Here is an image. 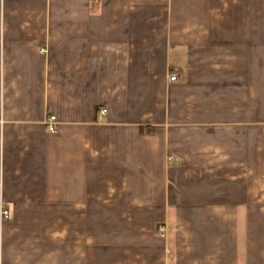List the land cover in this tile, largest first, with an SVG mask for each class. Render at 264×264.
Instances as JSON below:
<instances>
[{
    "label": "crops",
    "instance_id": "1",
    "mask_svg": "<svg viewBox=\"0 0 264 264\" xmlns=\"http://www.w3.org/2000/svg\"><path fill=\"white\" fill-rule=\"evenodd\" d=\"M0 180V264H264V0H0Z\"/></svg>",
    "mask_w": 264,
    "mask_h": 264
},
{
    "label": "built area",
    "instance_id": "2",
    "mask_svg": "<svg viewBox=\"0 0 264 264\" xmlns=\"http://www.w3.org/2000/svg\"><path fill=\"white\" fill-rule=\"evenodd\" d=\"M46 52H47V49L45 47H42L40 49V53L41 54H45ZM176 79H177V74H175V73L171 74V76L169 77V80H171V81H174ZM105 112H106V109H102L101 110L102 114H104ZM57 122H58L57 117L54 116V115H52V116H50L48 118L46 123H47L49 131H51V132H55L56 131ZM172 159L173 158L171 157L170 160H172ZM1 187H2V183H1V180H0V188ZM9 216H10L9 209L5 208L4 206H1V208H0V221L2 222L4 220H7L9 218ZM160 229H161L162 232L165 231L164 227H161Z\"/></svg>",
    "mask_w": 264,
    "mask_h": 264
}]
</instances>
